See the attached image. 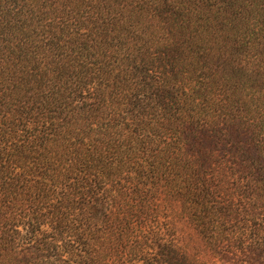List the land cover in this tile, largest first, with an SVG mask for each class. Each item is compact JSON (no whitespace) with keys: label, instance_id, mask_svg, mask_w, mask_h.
Returning <instances> with one entry per match:
<instances>
[{"label":"trees","instance_id":"1","mask_svg":"<svg viewBox=\"0 0 264 264\" xmlns=\"http://www.w3.org/2000/svg\"><path fill=\"white\" fill-rule=\"evenodd\" d=\"M264 264V0H0V264Z\"/></svg>","mask_w":264,"mask_h":264},{"label":"rangeland","instance_id":"2","mask_svg":"<svg viewBox=\"0 0 264 264\" xmlns=\"http://www.w3.org/2000/svg\"><path fill=\"white\" fill-rule=\"evenodd\" d=\"M167 214L176 230V240L197 264H222L204 242L200 232L184 217L179 203L165 204Z\"/></svg>","mask_w":264,"mask_h":264}]
</instances>
